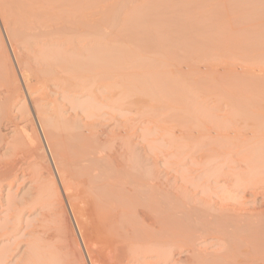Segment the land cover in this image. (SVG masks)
<instances>
[{
  "label": "rangeland",
  "instance_id": "1",
  "mask_svg": "<svg viewBox=\"0 0 264 264\" xmlns=\"http://www.w3.org/2000/svg\"><path fill=\"white\" fill-rule=\"evenodd\" d=\"M23 4L27 6L28 3H25L24 0H0V36L2 39L0 41L4 42V45L6 44V51L9 53V67L12 74L16 75L20 91L25 96L24 100L22 98L18 99L11 108V116H13L11 121L14 120V122H11L7 131L3 128L7 118L4 119V116L0 114L1 119L4 120H0V164H2L0 167L5 168L4 165L11 164L13 166L8 167L13 168L16 163L22 165L19 164L22 169L18 165L20 169L16 172L17 174H14L16 177L13 175V178H15H11L10 183L14 182L13 185L10 184L11 187H9V183H0V232L5 235L2 237L3 235L0 233L2 237V239L0 237V256L2 255L0 263L90 264L89 252H86L84 237L79 235L76 219L71 213L70 204L74 205L73 203H75V206L77 205L78 208L80 206L83 210V213L80 210V215L82 221L85 222V230H88H86V237L90 241H88V246H92L90 248L92 253L97 255L100 262L104 261L102 263L116 264L107 256H102L106 249H104V246V251L102 250L103 244L96 238L100 225L99 223L94 224L97 222V216L94 212L99 210L96 209V204L93 208L92 204L94 203L89 202V200H92L89 199L91 194L98 197V199L96 198L98 202L104 201L106 204L105 201H108L109 204V201L114 199L117 192H119L114 191L115 188H113L114 190L110 189V187H113L112 185H109L108 188L110 181L107 176H104L113 164V168L109 172L111 173L112 170L115 172L114 168H118L121 173L118 175L119 173L112 172L108 174L107 172L106 175L108 174L110 180V176H113L114 173L113 177L116 174V176H120L121 180L126 175V179L130 177V179H134L131 180L132 182L136 183L138 181L136 185L139 186L136 187L140 189H135L142 194L136 192L137 195L135 196L133 190H131L132 187H129L133 194L125 191L122 195L124 196L127 192L130 196L126 194V198L129 196L130 199L133 196L135 197L132 199H135L140 195L135 200L136 202L139 200L137 208L136 206L134 208L138 210L136 211L139 212L138 217L141 219L140 228L137 226L139 232H142V229L145 228L144 221H142L144 218L145 223L148 222L153 225H151L152 229L147 232L156 241V244L158 242V247L160 246L159 239L161 240L160 243L162 239L168 241V245L166 244L167 249L165 248L167 254L171 255V257H167L169 258L168 263H164L162 261L164 259L161 260L157 256L160 254L158 250L156 251L157 255L156 252L154 256L151 254L153 261H155L154 263L151 260L153 264H157V258L159 259L158 264H264V162H262L263 164L260 162L261 158L264 161V156H262L264 154H262L260 148L257 153L254 148L255 153L248 152L249 149L247 152H241L242 155L236 154L233 150H231L233 155L230 154L231 151L229 150L227 151L230 153H225V150H222L232 160H236L234 166L231 165L233 168L236 166L237 171H233V169L230 172L229 168L232 169V166H228L230 165L228 163L226 164L227 167L224 166L225 155L220 158L211 150L213 146L218 147H216L217 143L215 144V142L219 141L218 145L220 143V146H223L222 143H226V140L221 139V137H224L223 134H234L233 128L236 129V125H244V127L242 126L243 129L251 128L250 125H254V123L257 126L264 125V0H88V59L91 60L90 56L94 57L92 56L94 54L101 56L103 53L109 52V54H106V57L109 55L108 59L105 56L104 59H102V56L99 58L106 59L105 61L122 62V69L125 70L123 71L124 74L132 73V71L140 74L138 76L135 73L136 80L140 85L138 89L139 87L143 89L146 87L147 89L150 88L148 89L150 91L148 93L145 89L146 93L139 89V91H143L141 93L138 91L140 94H146H142L141 97L138 96L140 97V103L136 113H131L125 108L121 109L118 104L113 106L104 90H102L103 92L96 90V96H99L98 99H95L93 95L91 96L92 93L90 94L89 90L88 96H79L73 92L65 93L53 83H50L48 88H43L42 85L37 84L34 75L38 72V75L42 76L48 61L47 58L46 61L43 60L41 54L44 57L43 53H53L54 51H49L50 48L48 47L49 50L45 52L46 49L44 48L46 47L42 48L36 44L37 40L33 36L37 32L30 28L32 18L29 17L30 15L27 12H23L25 9ZM150 6L153 7L155 13L150 12L153 10H150ZM157 6H160V8L156 9ZM152 13L159 18L153 17ZM137 25L139 29H142L138 31ZM3 27H6L11 43L17 51L19 60L21 59L20 66L15 62L5 38ZM133 30L134 34L131 33ZM43 40L45 42L51 40V38H43ZM62 55L68 56L64 53ZM59 56L57 58L61 59ZM68 57L72 58L73 55ZM83 59L86 61L85 58ZM129 62L134 63L133 67H136L135 65L138 67L133 69L132 64ZM29 67L31 71L34 69L36 72V74L34 72V75H31L34 78L32 79L35 85V94L37 97L42 98L39 99V106L36 108L46 138L50 143L51 155L43 141L41 131L35 120V113L26 95L23 81L20 79L19 71L28 70ZM132 75L134 74L132 73ZM129 76V74H126L127 80L130 78ZM42 91H44L45 96H43ZM147 94L151 97L158 96L159 99H157L162 100L163 103L156 102L155 97L152 99H149L148 96L147 98L144 97ZM163 97L164 99H162ZM156 103L160 105L154 107ZM165 103L166 107H162ZM74 105L79 109L76 110ZM156 108L157 110H155ZM162 109L167 111L164 112ZM15 125L18 127L16 128ZM27 126L32 136H37L38 141L36 140L35 145L37 146L38 142L40 143V147L37 146L36 156L38 157L34 167L30 165L29 160L26 161L27 156L29 157L28 153L17 147V141L20 138L19 132L24 131ZM199 126H202V128L209 127L212 131L217 128L214 131L216 133L219 131L218 135L221 134L220 140H216L218 139L216 136L212 140L210 138L205 139L200 134L204 140L202 142V139L198 138V136L200 137ZM230 126L233 131H231ZM188 129L192 131L186 134ZM214 131L211 136L216 134ZM181 132L182 135L180 136ZM187 135H190V138H193V135L195 137L186 141L189 138ZM179 137H182V139ZM179 143L181 145L178 146ZM192 143L195 144L197 150H203V153L199 152L198 156ZM205 143L207 146L202 147ZM263 146L259 144L258 147L262 148ZM188 147L189 150L196 153H193L194 156L190 155L191 157H188ZM209 147H211L210 150H208ZM98 152H102L105 156L104 162L95 160L97 156H101ZM211 152L217 157H214ZM201 153L207 154L206 158H210L211 155L216 159L219 157L216 160L217 163L214 162L215 159L210 158L215 163L211 161L212 166L218 165L220 159L224 160L223 163L220 161V165H216V167L227 172L223 174V171V175L221 172L220 174L216 173L218 176L216 175L215 178L212 176L208 180L207 176L212 172L213 167L210 161L209 166L211 168L208 166L207 159L204 158L205 154L201 157ZM182 155L186 158H183ZM195 155H197V159L201 158L203 162L196 160ZM253 155L255 156L254 159H249ZM256 157L259 160L257 162L260 163L258 165L250 163L255 162ZM183 159L186 161L183 162ZM189 160H191V164ZM232 160H230L231 163ZM239 161L244 162L241 164ZM237 163L239 165H236ZM221 165L224 167L221 168ZM206 166L209 167V169L206 168L210 171L209 173L205 171L204 167ZM95 167L101 170L104 178L99 170L98 173L96 172ZM35 168H40L43 173L42 177L38 176ZM229 173L231 174L229 175ZM237 175L241 176L243 180L240 179L238 182V178L236 180L238 183H235L233 178L238 177ZM104 179L108 180L107 185ZM117 179H114L115 182L118 181ZM114 180L112 181L114 182ZM250 180L254 181L252 182L253 185L247 187L250 185ZM204 182L205 184H203ZM242 182L249 184L245 186ZM86 183L89 184L86 189L90 193H88V205L87 200L83 199L84 195L81 194L83 189L81 187L84 184V186H87ZM43 185L44 187L41 190ZM90 185L94 191H96V187L99 188L96 192L97 195L93 190H90L92 189ZM53 186L55 190H52ZM150 186H152L150 189L155 187V191L151 192L152 206H154L150 210L153 211L151 214L145 208L146 206L141 203V201L145 203V200H142L146 194H144V191L146 187ZM204 187H208V189ZM233 187L236 189H233ZM244 187L249 189L246 190L245 188L244 190ZM45 189L48 192L44 196L43 204L39 203V206L38 204L35 205L36 208L32 207L31 203L36 199L37 192L41 193ZM122 192L120 191V196ZM160 193H162V196ZM165 193L170 197L166 196ZM100 196H104L105 199ZM120 196L117 195L116 197ZM121 198H118V200L124 199ZM162 198L163 200H161ZM115 199L111 201L113 202ZM167 199L170 200V204ZM127 200L129 202V199ZM92 201L95 202L94 198ZM186 201L189 204L188 209L191 208L189 210L184 205ZM181 202H184L185 211ZM114 203L116 206V201ZM159 203L161 204L160 208L158 207ZM167 203L171 208L168 207ZM99 204L97 207L104 205L103 203V205ZM167 208L169 209L167 210ZM179 209L182 210L179 211ZM146 213L149 215L147 216ZM185 213H190V215ZM15 214L19 215L15 216ZM183 214L190 217H188L191 220L190 223ZM12 216L16 219L21 216L19 221L21 225L20 227L18 225L20 229L18 228L16 231L12 230L13 224H10L13 223L11 220L14 221L15 219ZM159 216H161V220L158 219ZM184 216L186 221L183 218ZM216 216L218 217L216 218ZM219 216L222 221L225 219V222H227L220 221ZM193 217H196V221L199 223H194L195 220L192 222L195 219ZM199 218L209 221V225L207 221L200 223L202 220ZM215 218L218 219V222ZM86 223L87 225H85ZM216 223L222 226L219 225V227ZM229 223L231 225L227 227ZM194 224L195 226L192 228ZM201 224L206 225L205 228H201H207L208 233L205 234V230L203 232V229L198 228ZM3 225L7 226V230L9 229L10 236L6 233L7 230ZM218 227L222 230H219ZM222 227L226 229L224 230ZM209 228L210 230H208ZM197 229L201 231L198 233L196 232ZM243 230L245 236L241 232ZM220 231L221 233H219ZM224 231L227 232L224 233ZM233 231L234 234L232 235ZM190 234L191 236H187ZM227 234L230 236V242H228ZM140 236H142L141 233ZM236 237L240 239L238 240ZM234 239L237 241L233 242ZM162 252L165 251L162 250ZM128 258L125 256L124 260H121L124 263L120 262V264H129L130 261L127 262L126 260ZM160 261L163 263H160Z\"/></svg>",
  "mask_w": 264,
  "mask_h": 264
},
{
  "label": "bare ground",
  "instance_id": "2",
  "mask_svg": "<svg viewBox=\"0 0 264 264\" xmlns=\"http://www.w3.org/2000/svg\"><path fill=\"white\" fill-rule=\"evenodd\" d=\"M25 1V3H28V4H26L27 6H25L24 4V6H25V9L23 10V12H27L28 13V15H30L29 17H31V18H29V19H31L32 21H31V25H30V28L34 31H36L37 33H35V35L33 36L36 40H37V42H36V44L37 45H40L39 47H42V48H44V47H46V48H44V49H46L45 50V52L46 51H48L49 50V48H50V50L49 51H51V52H53V53H46V54H44L43 53V56L45 57V59H44V57H42V54H41V58H43V60H45L46 61V58H47V63H46V69L42 72L43 73V75L42 76H40V75H38V72H37V74H36V72L34 71V69L31 71L30 70V67H29V69L28 70H20L19 72V75L21 76H19L20 77V79H22L21 81H23V85H24V88H25V91H26V95H27V97H28V100L30 101V104H31V108L33 109V112L35 113V120H36V122H37V125H38V127H39V129H40V131H41V134H42V137H43V141L45 142V144H46V146H47V149H48V151H49V153H50V146H49V144L50 143H48V140H47V138H46V135H45V131H44V128H43V125H42V122H41V120H40V117L38 116V111H37V108H38V104H39V99H42V98H40V97H37V95L35 94L36 92H35V85H34V83H33V77L31 76L34 72H35V74L36 75H34L35 77H36V80L35 81H37L36 83L37 84H40V85H42V87L43 88H48V87H50V83H53L57 88H60L63 92H65V93H68V92H73V93H77V95H79V96H81V95H87L88 96V90L90 91V94H91V96L93 95V97L96 99L98 96H96V90L98 91V90H104V91H106V92H104L105 94L107 93L108 95H107V97H108V99L110 98V101L113 103V106L114 105H117L118 104V107L119 108H121V109H123V108H125L127 111H129V112H131V113H133V112H137L138 111V109H139V103H140V97L141 96H143L142 94H146L147 92H146V90L145 89H147L146 87H144V89L141 87H139V89H142L144 92H146V93H142V94H140L141 92H143L142 90L141 91H139V89H138V86H140L139 85V83L137 82V80H136V75H135V73L136 74H138L137 72H133L132 71V73L134 74V75H132V73H126V74H129L130 76V78H128V80L126 79V74H124L123 73V71H125V70H123L122 68H123V63L121 64L120 62H118V61H114V60H112V61H105L106 59H108L107 57H109V55H107V57H106V54H109V52H106L105 54L103 53V55H101L102 56V59H104V56H105V60H102V59H100L99 57H101V56H96V54H94V55H92V56H94V57H91L90 56V58H92L91 60H89L88 59V0H24ZM20 2V1H19ZM22 5V6H23ZM167 5V4H166ZM151 8H150V10L151 9H153V7L152 6H150ZM155 8V7H154ZM157 8H160V6L158 7H156V9ZM161 11V10H160ZM150 12H153V13H155L154 12V9L152 10V11H150ZM152 13V14H153ZM151 14V15H152ZM155 14H153V17H157V18H159L157 15L156 16H154ZM161 15V14H160ZM156 18V19H157ZM161 19H163V18H161ZM161 22H163V21H161ZM30 24V23H29ZM141 27V26H140ZM74 28V29H73ZM134 28H136V27H134ZM134 28H132V29H134ZM137 28H138V25H137ZM137 28H136V30H137ZM140 29H142V28H140ZM139 28H138V31L140 30ZM135 30V31H136ZM138 31H136V32H138ZM3 32H4V35H5V38L7 39V42H8V44H9V46H10V49H11V52H12V54H13V56H14V59H15V62L17 63V65L18 66H20L19 65V63H20V60H19V57H18V55H17V51H16V49H15V47L12 45V43H11V40H10V36H9V34H8V31H7V29H6V27L4 28L3 27ZM131 33H133L134 34V30L131 32ZM61 35H64V36H61ZM32 36V35H31ZM32 38V37H31ZM43 38H45V39H47V38H51V40H47V41H45L44 42V40H43ZM0 39H1V36H0ZM35 40V41H36ZM1 41H2V39H1ZM0 41V114H2L3 116H4V119L5 118H7V119H5L6 121L4 122V130L5 131H7V129L9 128V125L11 124V122L13 121L14 122V120H12L11 121V117H12V119H13V116H11V108H13V106H14V104H15V102H17V100L18 99H20V98H22L23 100H24V95L22 94V92L20 91V87L18 86V83H17V77H16V75L13 73L12 74V72H11V69H10V67H9V53L6 51V44L4 45V42H1ZM7 44V45H8ZM49 47V48H48ZM48 48V49H47ZM41 49V48H40ZM44 49H42V51H44ZM52 49V50H51ZM104 50V49H103ZM58 51V52H57ZM42 53V52H41ZM62 53H64V54H67L68 56H71L72 57V55H73V57L72 58H70V57H68V56H63L62 55ZM71 54V55H70ZM110 54H112L111 52H110ZM113 54H114V52H113ZM59 56V55H62L63 56V58H62V56H59V57H61V59L59 58H57V56ZM56 56V57H55ZM76 56H77V58H76ZM64 57H66V59H64ZM79 57H81L80 58V60H79ZM113 57V56H112ZM68 58V59H67ZM74 58V59H73ZM76 58V59H75ZM83 58H85L86 59V61H84V59ZM96 58H99L98 60L96 59ZM52 59V60H51ZM95 59V60H94ZM115 60L117 59V58H114ZM50 60V61H49ZM79 60V61H78ZM82 60V61H81ZM88 60L90 61V62H94V63H90L89 62V64H88ZM93 60V61H92ZM23 61V60H22ZM100 61V63L98 64V62ZM97 62V63H96ZM130 64H132V62H129ZM93 64V65H92ZM128 64V63H127ZM134 64V63H133ZM133 64H132V67H133ZM135 64H137V63H135ZM122 66V67H121ZM136 67H133V69L134 68H137L138 66L137 65H135ZM139 68H141V67H139ZM151 68V67H150ZM156 68V67H155ZM122 69V70H121ZM129 69V68H128ZM132 69V70H133ZM153 70V69H152ZM149 71H151V70H149ZM149 71H147V73L149 72ZM161 72V71H160ZM150 73V72H149ZM151 74V73H150ZM161 74V73H160ZM159 74V75H160ZM140 74H138V76H139ZM135 76V77H134ZM128 77V76H127ZM160 77V76H159ZM33 78V79H32ZM135 78V79H134ZM158 78V77H157ZM138 83V84H137ZM43 88H41L42 90H44ZM38 89H39V87H38ZM37 89V90H38ZM40 89V90H41ZM148 89H150V88H148ZM147 89V91H148V93H149V91L150 90H148ZM159 90H160V88H158ZM101 91H99V92H101ZM140 93H139V92ZM163 91V90H162ZM39 92V91H38ZM103 92V91H102ZM138 92V93H137ZM42 93L44 94V91H42ZM73 93H71V94H73ZM104 93H102V94H104ZM38 94V93H37ZM95 94V95H94ZM150 94H151V92H150ZM164 94H166V93H164ZM164 94H163V96H164ZM36 95V96H35ZM140 95V97H138ZM149 94H147L146 96H144V97H146L147 98V96H148ZM40 96V95H39ZM43 96H45V94L43 95ZM166 96V95H165ZM143 97V98H144ZM151 96H148V98L149 99H152L153 97H155V95L153 96V97H151ZM104 98V97H103ZM158 98V96L157 97H155V99H157ZM98 99V98H97ZM99 99H100V97H99ZM107 99V101H108V103H109V100ZM159 99V98H158ZM156 100V102L158 101V102H160V103H163V101L161 102V101H159V100ZM162 99H164V97L162 98ZM167 99V98H166ZM101 100V99H100ZM99 100V101H100ZM103 100V99H102ZM105 100H106V97H105ZM106 101V102H107ZM153 101H154V99H153ZM167 101V100H166ZM165 101V102H166ZM101 102V101H100ZM108 103H107V105H108ZM154 103H155V101H154ZM153 103V104H154ZM167 103V102H166ZM166 103L165 104H163V106L162 107H166L165 105H166ZM76 104H77V102H76ZM152 104V103H151ZM158 103H156V105L154 106V107H156V106H159V105H157ZM75 106V105H74ZM79 106V105H78ZM110 106V105H109ZM37 107V108H36ZM76 108V110L77 109H79L77 106H75ZM80 107V106H79ZM161 107V108H162ZM152 108V107H151ZM158 108V107H157ZM157 108L155 109V110H157ZM153 109V108H152ZM125 110V111H126ZM166 110V109H165ZM165 110L164 109H162V111H164L165 112ZM139 111H141V110H139ZM167 111V110H166ZM6 116V117H5ZM1 117L2 116H0V120L1 121H4L3 120V118L1 119ZM0 121V122H1ZM134 120L132 119V122H133ZM1 124V123H0ZM132 124V126H134V124L133 123H131ZM235 124V123H234ZM237 124V123H236ZM238 124H240V123H238ZM257 124V123H256ZM262 124V123H261ZM261 124H258V125H261ZM13 125V124H12ZM16 126V125H15ZM243 127H244V125H242ZM242 126H240V125H236L235 127H236V129L235 128H233L234 129V131H233V129H232V127H233V125H232V127H231V131H233V133L234 134H223V138L221 137V139H223V140H226V143H222L223 144V146H220V143H219V145H218V142H215V144H216V147L218 146H220V148H215V146H213V149H211L212 151H213V153L214 154H216L217 156H220V158L222 157L223 158V156L225 157V162H224V166L228 163V164H230V165H228V166H232L233 164H235V162H236V160L234 161V160H232V158L228 155L227 156V154H225L226 152H228L227 150H229V151H231V150H233V152H235L236 154L237 153H243V152H247L249 149H250V151H248V152H252V153H255V150H254V148L256 149V153H257V150L260 148V150H261V152H262V154H264V146L261 148V147H258L259 146V144H262V145H264L263 143H264V125H261V126H257V125H255V123H254V125H250L251 126V128H249V129H243L242 128ZM18 126H16V128H17ZM15 128V129H16ZM191 128V127H190ZM198 128H200V130L198 129ZM197 129L199 130V135L201 134L202 135V137L204 136L205 137V139L206 138H210V140H212V139H214L213 137H217L218 139H216V140H220L219 139V137H220V133H219V135H218V132L216 133L214 130L215 129H217V128H215L213 131L216 133L214 136H211L212 134V129H210L209 127H203L202 128V126L200 127H198ZM226 128V127H225ZM19 129V128H18ZM186 129V128H185ZM193 129V128H192ZM219 130H221V129H219ZM225 130V129H224ZM227 130H229V129H227ZM226 130V131H227ZM4 131V132H5ZM17 131H20V130H17ZM187 132H186V134H189V132L190 131H192V130H190V129H188V130H186ZM221 132V131H220ZM20 133V138H18V141H17V147L18 148H21V149H24L27 153H28V155H29V157H30V159H29V157L27 156V160L26 161H28L29 160V162L31 163L30 165L31 166H33L34 167V165H35V163H36V161H37V157L38 156H36V150H37V146H39L40 147V143L38 142V144H37V146L35 145L36 144V140H37V136L35 135V137L34 136H32V134H31V132H30V130H29V127L27 126V127H25V129H24V131H20L19 132ZM197 133V132H196ZM180 134V133H179ZM185 134V133H184ZM185 134V135H186ZM191 134V133H190ZM194 134H195V132H194ZM214 134V133H213ZM182 135V132H181V134H180V136ZM185 135H183V137L185 136ZM201 135H200V137L198 136V138H201L202 139V142L204 141L203 140V138L201 137ZM188 137L190 136V135H187ZM194 137H195V135H193ZM193 137V138H194ZM197 137V136H196ZM177 138V137H176ZM180 138V137H179ZM185 138H186V136H185ZM192 137L190 138H188V139H186V141L187 140H190V139H193ZM198 138H197V140H198ZM178 139V138H177ZM180 139H182V137L180 138ZM201 139H199V140H201ZM241 139H243L242 141H241ZM179 140V139H178ZM38 141V140H37ZM194 141H196V140H194ZM207 141V140H206ZM215 141V140H214ZM181 142V141H180ZM183 142L185 143V140H184V138H183ZM198 142V141H197ZM199 142H201V141H199ZM198 142V143H199ZM201 142V143H202ZM223 142H225V141H223ZM182 143V142H181ZM187 143V142H186ZM196 143V142H195ZM211 143H212V141H211ZM214 143V142H213ZM212 143V144H213ZM189 144V143H188ZM188 144L186 145V147L188 146ZM193 144V143H192ZM208 144V143H207ZM212 144H210L211 146H212ZM215 144H213V145H215ZM179 145H181L180 143L178 144V146ZM183 145V144H182ZM190 145H191V143H190ZM195 144H193V149L195 148V146H194ZM200 145V144H199ZM202 145V144H201ZM200 145V146H201ZM177 146V145H176ZM200 146H196V147H200ZM206 147L207 145H206V143H205V145L203 144L202 145V147ZM208 146H209V144H208ZM182 147V146H181ZM183 147H184V145H183ZM190 147V146H189ZM189 147H188V151H187V153L189 154V156L188 157H191L190 155H192V156H194V154L193 153H195V152H192L191 150H189ZM191 147H192V145H191ZM190 147V148H191ZM210 148L211 147H209V149L208 150H210ZM40 149V148H39ZM202 149H204V148H202ZM201 149V150H202ZM41 150L43 151V148L41 147ZM181 150V149H180ZM185 150V149H184ZM195 150L197 151L196 153L198 154V156H199V152H202L203 153V150L202 151H200V149L199 150H197V148H195ZM194 150V151H195ZM222 150H225V153L224 152H222ZM235 150H238L237 152L235 151ZM253 150H254V152H253ZM192 152V153H190V152ZM210 152V151H209ZM87 153H88V151H87ZM101 156H97L96 157V159L95 160H97V161H103V160H105L106 158H105V156L102 154V152H98ZM185 153V152H184ZM187 153H185L186 155H188ZM195 153V154H196ZM201 153V154H202ZM228 153H230V152H228ZM258 153H260V152H258ZM26 154V153H25ZM205 154V153H204ZM204 154H202L201 155V157L204 155ZM211 154H212V152H211ZM231 155H233L232 154V151H231V153H230ZM235 154V155H236ZM238 154V155H239ZM261 154V153H260ZM259 154V155H260ZM261 154V155H262ZM50 155H51V153H50ZM206 155L207 154H205V156H204V158H206ZM213 155V154H212ZM211 155V156H212ZM240 155H242V154H240ZM249 155H252V154H249ZM256 155V154H255ZM183 156V155H182ZM196 156L197 155H195V157L194 158H196ZM211 156H209L210 158H213V156L211 157ZM217 156H214V157H217ZM257 156V155H256ZM262 156H264V155H262ZM187 157V158H188ZM235 157V156H234ZM254 155H253V157H250L249 159H254ZM259 157V156H258ZM258 157H256V159H255V162H257V161H259L258 160ZM52 158V157H51ZM133 158V157H132ZM131 158V159H132ZM183 158H186V156L184 157L183 156ZM193 158V157H192ZM210 158H206L207 159V161H206V163L208 164V166H209V161H210V164H211V166H212V162H213V159H215V163H217L216 162V160H218L219 159V157L216 159V158H213V159H210ZM260 158V157H259ZM229 159V160H228ZM23 160V159H22ZM21 160V161H22ZM134 160V159H133ZM132 160V161H133ZM194 160V159H193ZM192 160V161H193ZM196 160H200V162L202 161L203 162V160H201V158L200 159H197L196 158ZM226 160H228V162H226ZM230 160H232V163H231V161ZM186 160H184L183 159V162H185ZM212 161V162H211ZM223 163V161L220 159L219 161H218V165H220L219 163H221V162ZM230 161V162H229ZM238 161V160H237ZM28 162V163H29ZM96 162V161H95ZM104 162V161H103ZM188 162V161H187ZM189 162H190V164H191V160H189ZM213 162V163H214ZM234 162V163H233ZM239 162H241V164L244 162V161H239ZM238 162V163H239ZM255 162H250V163H254V164H256V165H258L260 162H261V164H263L262 162H264L263 161V159L261 158V160H260V162L258 163H255ZM19 163V162H18ZM27 163V164H28ZM120 163V162H119ZM133 163V162H132ZM199 163V162H198ZM197 163V164H198ZM214 163V164H215ZM236 164V165H239V164ZM20 164V163H19ZM18 164V165H19ZM26 164V165H27ZM107 164V163H106ZM194 164V163H193ZM232 164V165H231ZM0 165H2V164H0ZM18 165H17V163H16V165H15V167H13V168H9L8 166H13V165H11V164H8V166L7 165H4L3 167H5V168H2V167H0V183H9L8 185H13V183H10V181H11V178H13V175L18 171V169H22V167H20V165H19V167H18ZM119 165H121V164H119ZM129 165V164H128ZM131 165V164H130ZM189 165V164H188ZM199 165V164H198ZM206 165V164H205ZM217 165V164H216ZM216 165H214L215 167H216ZM217 165V166H218ZM244 165H245V163H244ZM22 166V165H21ZM88 166V165H87ZM107 167H108V164L106 165ZM110 166V165H109ZM112 166H113V164H112ZM111 166V168H113ZM122 166V165H121ZM203 166V165H202ZM214 166H212L213 168V170L211 169V173H209L210 171H208L206 168H208L209 169V167H202V169L203 170H205V171H207L209 174H208V176H209V178H208V176H207V179L209 180V179H211L212 178V176H214V178H215V176L217 175L218 176V174H216V173H219L220 174V172H221V174H222V172L224 171V170H219L218 169V167H216V169H215V167ZM224 166H220L221 168H223ZM234 166V165H233ZM233 166H232V169L231 168H229V171L231 172L233 169V171H237L236 169V166H235V168H233ZM243 166V165H242ZM6 167H8V168H6ZM118 167V166H117ZM219 167V168H220ZM226 167H227V165H226ZM239 167V166H238ZM241 167V166H240ZM239 167V168H240ZM246 167V166H245ZM96 168V172L98 173L99 171H100V173H101V170H99V169H97L98 167H95ZM111 168H110V170H111ZM211 168V167H210ZM23 169H24V167H23ZM37 169V173H38V176H40V177H42L43 176V173H42V171H40V168H35V170ZM55 169H57L56 167H55ZM115 169V172H114V170H112L111 171V173L112 172H114V173H116V174H118V175H120V171L121 170H119L118 168L116 169V168H114ZM121 169V168H120ZM215 169V170H214ZM99 170V171H98ZM109 168H108V171H106V173L108 172V174H111L109 171ZM123 170V169H122ZM125 170V169H124ZM241 170V169H240ZM22 172V171H21ZM123 172V171H122ZM227 172V171H226ZM225 171H224V173L223 174H225L226 173ZM106 173H105V175L104 174H102V176L104 175V176H107V179L110 181L109 183L110 184H108V188L112 185L113 187H110V189H112V190H114L113 188H115V190L114 191H119V192H117V195L118 196H120V191H123L122 193H121V196L120 197H116L115 196V198L118 200V198L120 199L121 197H123L124 199L127 197L126 196V194H127V192H126V194L123 196L122 194L125 192V191H128L129 193H131V194H133L132 192H131V190H133V192H134V195L136 196L137 194H140L141 192H137V190L136 189H140L139 187H136V186H139V185H136V183L138 182V181H136V183L133 181H131V180H134V179H130V177H129V179H130V181H128L129 179L127 178H125V177H127L126 175H125V177H123L122 179L123 180H121V178H120V176H116V174H115V177H113L114 176V173H113V176L111 175L110 177H111V180H110V178H108L109 176H108V174L106 175ZM206 173V172H205ZM204 173V174H205ZM234 173V172H233ZM233 173H232V175H233ZM17 174V173H16ZM207 174V173H206ZM211 174V175H210ZM212 174H214V175H212ZM222 174V175H223ZM231 173H229V175H230ZM99 175V174H98ZM122 175V174H121ZM227 175H228V173H227ZM235 175H236V173H235ZM239 175H242V174H239ZM15 176V175H14ZM101 176V175H100ZM104 176H103V178H104ZM122 176H124V175H122ZM121 176V177H122ZM131 177H132V175H130ZM211 176V177H210ZM219 176H221V175H219ZM238 176V175H237ZM16 177V176H15ZM14 177V178H15ZM117 177H119L118 179H117ZM133 177H135V176H133ZM224 177H225V175H224ZM233 177H234V175H233ZM13 178V179H14ZM112 178H114L115 180L117 179L118 181H116L115 182V180L114 179H112ZM219 178V177H218ZM229 178V177H228ZM239 178V179H238ZM263 178H264V173H263ZM12 179V180H13ZM120 179V180H119ZM125 179V180H124ZM233 179H235V183H238L239 182V180L241 179V176L239 177H235V178H233ZM238 179V182H236V180ZM106 179H104V181H105ZM108 180H106L105 181V183L108 181ZM112 180H114V182L112 181ZM241 180H243V179H241ZM225 181V180H224ZM87 182V181H86ZM241 182V181H240ZM243 182H245V181H243ZM242 182V184H245V186H247L249 183H243ZM250 182V185H248L247 187H249V186H252L253 184H252V182H254L253 180H250L249 181ZM108 183V182H107ZM107 183H106V185H107ZM128 183H129V185H128ZM225 183H226V181H225ZM224 183V184H225ZM138 184V183H137ZM203 184H205V182L203 183ZM247 184V185H246ZM1 185V184H0ZM11 185L9 186V187H11ZM45 185V184H44ZM44 185L42 186V188H41V190L43 189V187H44ZM47 185V184H46ZM85 185V184H84ZM83 185V187H81V188H83L82 189V196L84 195V198L83 199H85V201L87 200V205L89 204L88 203V200L89 199H92L93 200V198H94V200H95V202L94 201H90L89 200V202H93L94 204H92L93 206V208L95 207L94 205L96 204L97 206H98V203H100L101 205H103V206H100V207H97L96 206V209H98L99 211H96V209H95V211L97 212H94L95 213V215L97 216V218H96V221L97 222H93L94 224H98L99 223V228H98V225H97V228H98V230H97V234H96V238H98L100 241L99 242H101L102 244H103V246H102V250L104 251V249H106L107 250V253H106V250L104 251L105 253L102 255V256H107L108 258H110V260L112 261V262H115L116 264L117 263H119L120 264V262H122V263H124L123 261H121L122 259L124 260V257L125 256H127V258L129 259H126L127 260V262L128 261H130V263L129 264H153V262L155 263V261H153V259H152V257H151V254H153L152 256H154V254H155V252L156 251H158V253H160L161 254V256H162V258H161V256H160V254L159 255H157L158 253L156 252V255L158 256V257H160V259L162 260V259H164V260H162L164 263H168V260H169V258H167L168 256H169V253L167 254V250H165V248H166V244H167V240L166 239H162V242L160 243V239H159V244H160V246H161V248H160V246L158 247V242H157V244H156V241L154 240V239H152L151 238V236H150V234H148V230H151L152 229V227H151V223H145V221L146 220H144V218L142 219V221H144V225H145V228H143L142 229V232L140 231L139 232V230H138V228H137V226L139 227L140 226V221H141V219L138 217V213L139 212H137L138 210L137 209H134L135 208V206H136V208H137V205H138V203L137 202H139V200H137V202L135 201L136 199H138L139 198V196L140 195H138L137 196V198H135V199H132L133 197H135V196H131L132 198L130 199L129 198V196H130V194H129V196H128V198H126V199H129V202H128V200L126 201V199H125V201H124V199L123 198H121V199H123V200H121V201H117L115 198V201H116V206H115V201H111V200H114V199H111L109 202V204H108V201H105L106 202V204H108V205H106L105 203H104V201L103 202H98L97 200H96V198L98 199V197H96V196H92L88 191H87V187H88V185H87V183H86V185L87 186H84ZM110 185V186H109ZM236 185H238V184H236ZM239 185H240V183H239ZM105 186V185H104ZM203 186V185H202ZM207 186V185H206ZM233 186V185H232ZM46 187V186H45ZM49 187V186H48ZM96 187V186H95ZM129 187H134L133 189L131 188V190L129 189ZM152 186H150V187H146L145 188V191H144V194H145V198L143 197V195H141V197H143V199L142 200H145V203L144 202H142L141 201V203H143V205L144 206H146L145 208H147V210H148V212L150 211V210H152L151 208L152 207H154V206H152V203H153V200H152V191L155 189V187H154V189H150ZM209 187V186H208ZM208 187H204L205 189H208ZM238 187V186H237ZM243 187V186H242ZM50 188V187H49ZM90 188H92V189H90V190H93L94 191V189H93V187L90 185ZM101 188V187H100ZM107 188V189H108ZM136 188V189H135ZM159 188V187H158ZM157 188V189H158ZM197 188V187H196ZM235 187H233V189H234ZM245 188L246 187H244V190H245ZM47 189V188H46ZM43 190L41 193L39 192H37V197H36V199H34V201L31 203V205H32V207H34V208H36L35 207V205L37 206V204H38V206H39V203H41V204H43V199H44V196L46 195V193L48 192L47 190ZM55 190V188H54V186L52 187V190ZM86 189V190H85ZM97 189H99L98 187H96V191H94V193L97 195L98 193H96L97 192ZM120 189V190H119ZM236 189V188H235ZM240 189V188H239ZM247 189H249V188H246V190ZM50 190V189H49ZM89 190V191H90ZM135 190V191H134ZM160 190H161V188H160ZM111 191V190H110ZM109 191V192H110ZM113 191V192H114ZM155 191V190H154ZM158 191V190H157ZM162 191H164V190H162ZM204 192H205V190H203ZM232 191V190H231ZM231 191H230V193H231ZM239 191V190H238ZM50 192V191H49ZM56 192V191H55ZM91 192V191H90ZM115 192V193H116ZM137 192V194H135ZM202 192V191H201ZM233 192V191H232ZM88 193L90 194L89 195V197L91 196V198H89L88 199ZM159 193V192H158ZM157 193V194H158ZM163 193V192H162ZM162 193H160L161 194V196H162ZM229 193V194H230ZM127 194V195H128ZM142 194V193H141ZM166 194V196L168 195L167 193H165ZM233 194V193H232ZM158 196V195H157ZM161 196H159V198H161ZM169 196V195H168ZM47 197V196H46ZM93 197V198H92ZM100 197H103V199H105V197L104 196H100ZM170 197V196H169ZM158 198V197H157ZM165 198V197H164ZM230 198V197H229ZM156 199V198H155ZM169 199V198H168ZM167 199V200H168ZM232 199V198H231ZM235 199V198H234ZM100 200V199H99ZM161 200H163V198L161 199ZM42 201V202H41ZM135 201V202H134ZM160 201V200H159ZM165 201H166V199H165ZM170 200H168L167 202L170 204V202H169ZM184 201V200H183ZM97 202V203H96ZM128 202V203H127ZM155 202V201H154ZM156 202H157V200H156ZM164 202V201H163ZM174 202V201H173ZM187 202V201H186ZM186 202H185V204H184V202L182 203V205L184 204L186 207H187V210H189V209H191V208H189L188 209V207H189V204H188V202H187V205H186ZM45 204H46V202H44ZM83 203V202H82ZM103 203V204H102ZM136 203V204H135ZM167 203V204H168ZM176 203V202H175ZM180 203V202H179ZM178 203V204H179ZM74 205H72V204H70L71 205V213L73 214V216L75 217V219H76V224H77V226L76 227H78V230L77 231H79V235H82L83 237H84V239L82 238V236H81V238L84 240V242H85V245H86V249H87V251H86V249H85V251L86 252H89V258L88 259H90L89 260V262H91L90 264H105V263H102V262H104V261H99V259H98V257H97V255H95V253H92V249L90 250V248H92V246L91 245H89L88 246V243L90 242L89 240H88V238L86 237L87 236V234H86V230H85V226H84V221H82L83 219H81V212H80V210L82 211V213H83V210L80 208V206H79V208H78V206L76 205L75 206V203H73ZM83 204H86L85 202L83 203ZM99 204V205H100ZM166 204V205H167ZM168 204V205H169ZM177 204V205H178ZM156 205V204H155ZM164 205V204H163ZM177 205H176V207H177ZM183 205V206H184ZM30 206V205H29ZM44 206V205H43ZM84 206H86V205H84ZM156 206H158V205H156ZM160 206H161V204L159 203V208H160ZM182 207V208H185L184 209V211L186 210V207ZM191 206V205H190ZM82 207V206H81ZM88 207V206H87ZM87 207H84V208H87ZM169 208H171L170 207V205L168 206ZM176 207H174V208H176ZM20 208V207H19ZM69 208H70V206H69ZM83 208V207H82ZM169 208H167V210L169 209ZM180 208H181V204H180ZM196 208V207H195ZM18 209V208H17ZM158 209V208H157ZM156 209V210H157ZM192 209H193V207H192ZM201 209V208H200ZM211 209V208H210ZM22 210H24V209H22ZM21 210V211H22ZM137 210V211H136ZM159 210V209H158ZM166 210V211H167ZM182 209H179V211H181ZM195 211L197 210V209H194ZM201 210H204V209H201ZM209 210V209H208ZM154 211H155V209H154ZM161 211V210H160ZM178 211V210H177ZM184 211H183V213H184ZM191 212H192V210H190ZM200 211V210H199ZM153 211H150L149 213L151 214ZM158 212V211H157ZM162 212V211H161ZM170 212V211H169ZM207 212V211H206ZM213 212V211H212ZM20 213V212H19ZM22 213V212H21ZM93 213V214H94ZM155 213H156V211H155ZM167 213V212H166ZM180 213V212H179ZM179 213H176V214H179ZM195 213V212H194ZM210 213H211V210H210ZM92 214V215H93ZM147 214V216L149 215L148 213H146ZM154 214V213H153ZM157 214V213H156ZM159 214H160V212H159ZM185 214H187V215H190V213L188 214V213H185ZM185 214H183V215H185ZM201 214L203 215V213H202V211H201ZM200 214V215H201ZM17 215H19V214H15V216H17ZM20 215H22V214H20ZM91 215V216H92ZM182 215V214H181ZM192 215H194V214H192ZM191 215V216H192ZM204 215H206V214H204ZM213 215L215 216V214L213 213ZM14 216V215H13ZM12 216V217H13ZM91 216H90V218H91ZM95 216V217H96ZM151 216V215H150ZM149 216V217H150ZM158 216V215H157ZM156 216V217H157ZM186 216V215H185ZM185 216L183 217L184 219H185ZM214 216L213 217H211L212 219L214 218ZM92 217H94V216H92ZM163 217V216H162ZM189 217V216H188ZM187 216H186V218H187V220H189V218H188ZM196 217H197V214H196ZM196 217H193V218H195V219H193L192 220V222L194 221V223L196 222V224L197 223H199V222H197L196 221ZM206 217V216H205ZM207 217H208V212H207ZM210 217V216H209ZM218 216H216V218H217ZM13 218H15L14 219V221H16V222H14L13 220H11L13 223H10L11 225H12V230L13 231H16V230H18V228L20 227V223L21 222H19L20 220H21V216L20 217H17V219H16V217H13ZM12 218V219H13ZM137 218H138V220H137ZM152 218V217H151ZM151 218H149V219H151ZM154 218V217H153ZM164 218V217H163ZM203 218H204V216H203ZM202 218V219H203ZM210 218V219H211ZM215 218V220H216V222H218L217 220L218 219H216ZM9 219V218H8ZM74 219V220H75ZM158 219H160L161 220V216H159V218ZM157 219V220H158ZM198 219V218H197ZM200 219V218H199ZM202 219H200V220H202ZM211 219V220H212ZM219 219H220V216H219ZM5 220H7V219H5ZM4 220V222H6ZM95 220V219H94ZM93 220V221H94ZM163 220V219H162ZM209 220V219H208ZM210 220V221H211ZM8 221V220H7ZM10 220L8 221V222H11ZM185 221H186V219H185ZM190 221L191 220H189V223H190ZM204 221V223H205V221H207V220H202L200 223H202ZM220 221H222V219H220ZM8 222H6V223H8ZM162 222V221H161ZM161 222H158V223H161ZM208 223V225H209V221H207ZM222 222H225V219L222 221ZM227 222V221H226ZM225 222V223H226ZM14 223H16L15 225H14ZM156 223V222H155ZM220 223V222H219ZM163 224V223H162ZM193 224V223H192ZM210 224H212L211 222H210ZM217 224V226H219L220 224H218V223H216ZM2 225V224H1ZM9 225V224H8ZM18 225H19V227H18ZM85 225H87V223L85 224ZM189 225V224H188ZM229 225H231L230 223L228 224V226L227 227H230ZM15 226V227H14ZM153 226V225H152ZM195 226V224L192 226V228ZM199 226V225H198ZM204 226H206L205 224H201L200 225V227H198V228H200V229H203V228H205ZM220 226H222V225H220ZM219 226V227H220ZM3 227H5V230H7L6 228H7V226L5 225H3ZM88 227V226H87ZM188 227V226H187ZM191 227V226H190ZM201 227H203V228H201ZM208 227V226H207ZM219 227H218V229H219ZM224 227H225V224H224ZM224 227H222V228H224ZM96 228V229H97ZM140 228V227H139ZM196 228H197V226H196ZM213 228V227H212ZM211 228V231L213 230ZM215 228V227H214ZM217 228V227H216ZM20 229V228H19ZM145 229V230H144ZM207 229V228H206ZM206 229H203V232H204V230H205V234L206 233H208V231H206ZM226 228H224V230H225ZM12 230H10V232L12 231ZM208 230H210V228L208 229ZM215 230V229H214ZM219 230H222V229H219ZM218 230V231H219ZM4 230L2 229V232H3ZM8 231H9V229L7 230V234H9L8 233ZM12 231V233H14ZM88 231V230H87ZM201 230H199V229H197V231L196 232H200ZM210 231V232H211ZM216 231V230H215ZM232 231V230H231ZM230 231V232H231ZM18 232V231H17ZM194 232H195V230H194ZM193 232V233H194ZM214 232V231H213ZM227 231H224V233H226ZM229 232V231H228ZM229 232V233H230ZM242 232V234H243V232H244V230L243 231H241ZM1 233V232H0ZM5 233V232H4ZM16 233V232H15ZM88 233V232H87ZM139 233V234H138ZM140 233H141V235L142 236H140ZM165 233H166V231H165ZM198 233H197V235H198ZM215 233V232H214ZM218 233V232H217ZM219 233H221V231L219 232ZM240 233V232H239ZM2 234V233H1ZM6 234V236H8ZM201 235H202V232L200 233ZM234 234V231L232 232V235ZM3 236L2 237H4L5 235L4 234H2ZM11 235V233L9 234V236ZM200 235V236H201ZM204 235V234H203ZM225 235V234H224ZM229 234H227V236H228ZM241 235V234H240ZM244 236H245V234H243ZM187 236H191V234L190 235H187ZM235 236H237V235H235ZM0 237H1V235H0ZM2 237H1V239H2ZM165 237V236H164ZM229 237L230 236H228V239H229ZM232 237V236H231ZM239 237V236H238ZM6 238V237H5ZM167 238V237H166ZM197 238H198V236H197ZM234 238V237H233ZM237 238V237H236ZM9 239V238H8ZM97 239V240H98ZM238 239V238H237ZM240 239V238H239ZM238 239V240H239ZM236 239H234L233 240V242L235 241ZM89 241V242H88ZM237 241V240H236ZM228 242H230V239H229V241ZM231 243H232V241H231ZM168 245V244H167ZM105 246V247H104ZM163 246V247H162ZM85 247V246H84ZM89 247V248H88ZM103 247H104V249H103ZM155 247H156V249H155ZM168 247V246H167ZM163 248V249H162ZM191 249H192V247H190ZM195 248V247H194ZM154 249H155V251H154ZM163 251H165V252H162V250ZM167 249V248H166ZM154 251V252H153ZM193 251V250H192ZM164 253H166L165 254V256L163 257V255H164ZM247 253V252H246ZM107 254V255H106ZM1 257H2V255L0 256V259H1ZM106 257V258H107ZM156 257V256H155ZM169 257H171V255L169 256ZM167 258V260L165 261V259ZM3 260V259H2ZM153 262H152V261ZM154 260H155V258H154ZM157 260H158V262H156L157 264L159 263V259L157 258ZM107 262V261H106ZM108 262H109V260H108ZM163 262H161L160 261V263H163ZM1 263H3V262H1ZM0 263V264H1ZM163 263V264H164ZM241 263H243L242 261H241ZM257 264V263H256Z\"/></svg>",
  "mask_w": 264,
  "mask_h": 264
}]
</instances>
